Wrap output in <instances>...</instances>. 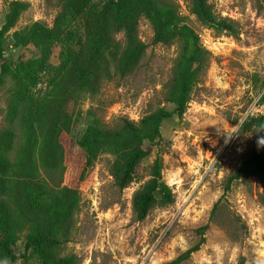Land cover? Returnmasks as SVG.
<instances>
[{"label": "rangeland", "instance_id": "obj_1", "mask_svg": "<svg viewBox=\"0 0 264 264\" xmlns=\"http://www.w3.org/2000/svg\"><path fill=\"white\" fill-rule=\"evenodd\" d=\"M11 1L25 3L14 23L7 21ZM168 1L198 35L206 59L191 72L183 115L160 126L161 174L174 200L136 220L132 197L148 178L153 154L120 189L110 166L128 150H105L79 180V141L93 117L114 124L172 110L165 91L179 44L154 43L152 25L138 15L124 27L110 24L100 54L89 62V40L65 38L64 28L30 45L14 39L36 23L52 28L63 0H0V31L9 26L0 37V197L9 200L3 220L17 254L10 262L0 251V264H39L37 255H22L27 221L8 214L25 195L19 185L32 180L35 195H53L64 207L62 253L76 254L81 264H160L187 250L179 264H238L240 257L264 264L262 188L252 176L228 183L259 138L257 128L242 131V122L264 114V0H208L236 34L201 21L189 0ZM74 61L88 63L91 75L75 71Z\"/></svg>", "mask_w": 264, "mask_h": 264}, {"label": "trees", "instance_id": "obj_2", "mask_svg": "<svg viewBox=\"0 0 264 264\" xmlns=\"http://www.w3.org/2000/svg\"><path fill=\"white\" fill-rule=\"evenodd\" d=\"M189 1L191 11L201 21L216 30L236 34L237 30L233 22L223 17H216L210 9L208 0ZM24 6V2H10L8 23H14ZM138 15L146 18L152 25L154 43L179 44V53L165 91V100L173 105V109L158 108L136 122L121 118L114 124H106L100 118L93 117L79 141L75 163L80 168L79 180H82L84 171L105 150L114 151V147L126 148L127 154L123 155V158L116 156L110 166L114 184L123 189L139 177L137 170L142 160L153 154L148 166V178L132 197L134 217L136 220H142L152 208L167 206L174 200L172 190L163 181L161 174L160 126L165 119L173 115L182 116L185 112L192 91L191 72L195 67L202 65L206 59L205 50L200 46L198 35L181 20L175 4L168 0H63L52 28L37 27L36 23L24 35L15 33L14 39L20 45L24 43L30 45L31 42H37L39 39L57 37L58 33L60 34L59 29L64 28L65 38L70 39L73 35L74 38H79V41L89 40L92 46L88 50L87 59L92 62L100 54V46L105 41L104 35L110 24L124 27L132 24ZM8 27L7 24L3 25L0 37ZM74 55L79 57V52L77 51ZM69 57H72L71 54H68ZM3 60L0 42V63ZM74 63L72 65L75 71L79 70L85 76L91 75V73L88 74L90 68L88 63L85 64V61L83 64ZM2 73L0 67V83ZM259 101L264 106V92ZM253 128L259 130L256 145L228 178V183L235 179L255 177L262 188L260 201L264 208V114L250 116L241 124L242 131ZM1 141L0 133V143ZM32 181L31 184L26 181L21 185L18 184L20 188H23L25 195L20 198L21 202L18 200L16 204H12L8 213L18 223L20 219L27 221L22 255L27 253L37 255L39 264H81L76 254L62 253V244L66 241L65 223L61 218L64 207L56 197L53 198L52 192L47 193L52 195L49 198L40 194L35 195ZM8 202V199L0 197V251L9 254L10 262H13L17 258V254L11 249L13 233L10 230L11 226L3 220ZM189 253L190 250H187L160 264H179ZM238 264H245V259L240 257Z\"/></svg>", "mask_w": 264, "mask_h": 264}]
</instances>
